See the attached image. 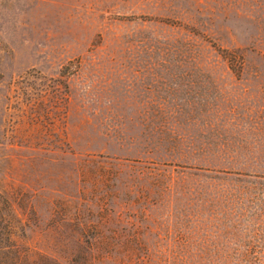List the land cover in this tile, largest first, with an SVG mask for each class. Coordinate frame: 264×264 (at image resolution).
I'll return each instance as SVG.
<instances>
[{
	"label": "rangeland",
	"instance_id": "obj_1",
	"mask_svg": "<svg viewBox=\"0 0 264 264\" xmlns=\"http://www.w3.org/2000/svg\"><path fill=\"white\" fill-rule=\"evenodd\" d=\"M0 264H264V0H0Z\"/></svg>",
	"mask_w": 264,
	"mask_h": 264
},
{
	"label": "trees",
	"instance_id": "obj_2",
	"mask_svg": "<svg viewBox=\"0 0 264 264\" xmlns=\"http://www.w3.org/2000/svg\"><path fill=\"white\" fill-rule=\"evenodd\" d=\"M187 244H189V242ZM222 247L223 246H214V247H211L210 248V247H204V246L201 245V250L204 251L206 254H214V255H217V254H219V249L222 248ZM204 259H214V258H204Z\"/></svg>",
	"mask_w": 264,
	"mask_h": 264
}]
</instances>
